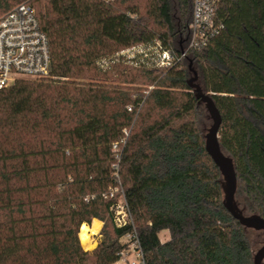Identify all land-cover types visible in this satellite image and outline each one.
<instances>
[{"label":"trees","instance_id":"obj_1","mask_svg":"<svg viewBox=\"0 0 264 264\" xmlns=\"http://www.w3.org/2000/svg\"><path fill=\"white\" fill-rule=\"evenodd\" d=\"M22 2L52 68L0 90V264H115L132 230L146 264H254L188 75L196 66L220 112L237 208L264 218V0H221L220 34L167 68L157 49L181 53L192 0H0V18ZM135 46L147 54H120Z\"/></svg>","mask_w":264,"mask_h":264},{"label":"built area","instance_id":"obj_2","mask_svg":"<svg viewBox=\"0 0 264 264\" xmlns=\"http://www.w3.org/2000/svg\"><path fill=\"white\" fill-rule=\"evenodd\" d=\"M192 2V20L186 46L180 54L159 46L155 58L158 66H173L177 61L185 59L189 52L205 47L223 30L224 24L218 18L221 0ZM146 52L143 46H135L120 54L132 60ZM51 68L48 38L40 26L36 9L29 2H22L0 18V90L9 87L19 78L48 77ZM113 209L118 227L132 223L125 203H119ZM123 241L129 247L120 253L115 264H146L136 231L128 232Z\"/></svg>","mask_w":264,"mask_h":264},{"label":"water","instance_id":"obj_3","mask_svg":"<svg viewBox=\"0 0 264 264\" xmlns=\"http://www.w3.org/2000/svg\"><path fill=\"white\" fill-rule=\"evenodd\" d=\"M192 65V64H191ZM190 65V68H191ZM192 70V68H191ZM194 78L188 80L189 85L195 90L196 97L205 104L206 110L212 121L211 127L205 134L206 149L212 157L215 164L219 167L225 180V206L227 210L237 219L240 224L247 229H254L264 232V218L259 215L247 216L243 214L236 206L235 194L237 190V179L233 160L224 154L221 149L218 133L222 118L217 109L213 98L203 91V88L195 83L198 79L196 71L193 70ZM254 264H262L264 261V243L262 247L253 256Z\"/></svg>","mask_w":264,"mask_h":264},{"label":"rangeland","instance_id":"obj_4","mask_svg":"<svg viewBox=\"0 0 264 264\" xmlns=\"http://www.w3.org/2000/svg\"><path fill=\"white\" fill-rule=\"evenodd\" d=\"M191 68H192V70H191ZM191 68H190V71H189L188 80H190V79L195 77V75L193 73V70H194V71H196L197 76H198V79H197V81L195 83H197V84H199L201 86L200 74H199V71H198L197 67L191 65ZM200 106H201V111H200L201 112L200 113V115H201V126H202V128L204 130V133L206 134L208 129L212 125V121H211V119L209 117V114H208V112L206 110L205 104L201 103ZM245 215L248 216L247 213H245ZM87 226L90 229H94V227L97 228L96 231L93 232L92 236H91V238H92L91 243L93 244V247L86 249L85 247H83V245L81 243V245H82L84 250L91 251V250L95 249L97 247V245H98V242H99V239H100L101 224L98 221H94L93 225H91V226L87 225ZM247 232H248V238H249L252 250H253V254H255L262 247V245L264 243V232L259 231V230H253V229H249ZM159 236H160V239H161L162 242L167 241L169 239V237H170L169 232L167 230L162 231ZM82 237H84V239L86 241L88 240V234L87 235H82ZM80 242H81V240H80ZM263 264H264V261H263Z\"/></svg>","mask_w":264,"mask_h":264},{"label":"bare ground","instance_id":"obj_5","mask_svg":"<svg viewBox=\"0 0 264 264\" xmlns=\"http://www.w3.org/2000/svg\"><path fill=\"white\" fill-rule=\"evenodd\" d=\"M89 233V228L87 225H83L82 230H81V234L82 235H87Z\"/></svg>","mask_w":264,"mask_h":264},{"label":"crops","instance_id":"obj_6","mask_svg":"<svg viewBox=\"0 0 264 264\" xmlns=\"http://www.w3.org/2000/svg\"><path fill=\"white\" fill-rule=\"evenodd\" d=\"M94 221H98L101 224V228H102V225H103L102 221L94 219L91 225H93ZM101 228H100V230H101Z\"/></svg>","mask_w":264,"mask_h":264}]
</instances>
